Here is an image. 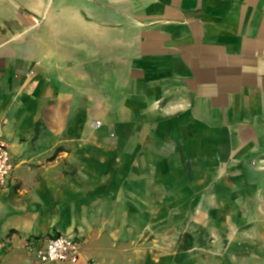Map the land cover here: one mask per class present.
Segmentation results:
<instances>
[{"label": "crops", "instance_id": "crops-1", "mask_svg": "<svg viewBox=\"0 0 264 264\" xmlns=\"http://www.w3.org/2000/svg\"><path fill=\"white\" fill-rule=\"evenodd\" d=\"M0 132V264H36L26 242L58 234L78 264H204L157 252L140 207L169 204L176 160L264 190V0H0ZM239 252L206 264H264Z\"/></svg>", "mask_w": 264, "mask_h": 264}, {"label": "rangeland", "instance_id": "rangeland-1", "mask_svg": "<svg viewBox=\"0 0 264 264\" xmlns=\"http://www.w3.org/2000/svg\"><path fill=\"white\" fill-rule=\"evenodd\" d=\"M94 125L99 128L101 123L95 120ZM141 129L139 128L140 133ZM176 161V165H170L173 173L167 179L171 184L169 204L163 206V200H159L157 196L154 208L140 207V214H153L154 211L156 215L157 252L186 245L189 262L199 257L196 253L203 252L206 264L210 262L207 259L213 249L224 253L227 248L235 246L241 248L239 257L254 258L258 248L264 247V190L259 189L261 182L252 186L243 185L241 191L240 189L236 192L224 191L222 187L226 186L227 182L231 186L234 185L235 176L222 173L214 176L197 174L200 170L195 168L194 160H188L187 165L185 160H182L181 166L180 161ZM180 167L187 168L188 174L185 176L180 174ZM23 172L25 167L19 168L15 176H20ZM253 177L259 179V176ZM253 177L252 180L255 181ZM208 181L211 185H207ZM202 183L205 186L204 190ZM241 183L243 184V180ZM233 194L236 197L241 196L246 205H242L243 203L237 207L218 205L219 200L233 197ZM161 198L164 199L163 196ZM197 198L201 200L197 201ZM166 199L169 197L166 196ZM212 201L213 204H210ZM238 232H242L245 238ZM251 264H256V261L252 259Z\"/></svg>", "mask_w": 264, "mask_h": 264}, {"label": "built area", "instance_id": "built-area-1", "mask_svg": "<svg viewBox=\"0 0 264 264\" xmlns=\"http://www.w3.org/2000/svg\"><path fill=\"white\" fill-rule=\"evenodd\" d=\"M14 168L9 145L0 136V188L7 186ZM25 250L35 259L36 264H78L82 245L74 236L58 234L44 243L30 239L25 244Z\"/></svg>", "mask_w": 264, "mask_h": 264}]
</instances>
